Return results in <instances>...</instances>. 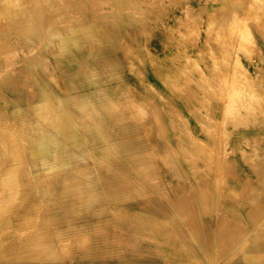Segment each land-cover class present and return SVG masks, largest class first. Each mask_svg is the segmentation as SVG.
<instances>
[{
    "label": "rangeland",
    "instance_id": "obj_1",
    "mask_svg": "<svg viewBox=\"0 0 264 264\" xmlns=\"http://www.w3.org/2000/svg\"><path fill=\"white\" fill-rule=\"evenodd\" d=\"M23 1L0 14V264H264V0ZM95 81L148 114L103 134Z\"/></svg>",
    "mask_w": 264,
    "mask_h": 264
},
{
    "label": "bare ground",
    "instance_id": "obj_2",
    "mask_svg": "<svg viewBox=\"0 0 264 264\" xmlns=\"http://www.w3.org/2000/svg\"><path fill=\"white\" fill-rule=\"evenodd\" d=\"M27 0H24L23 1V3H25ZM41 3H42V0H39ZM63 1V0H62ZM64 1H66V0H64ZM63 1V3H67V2H64ZM78 1V0H77ZM89 2H92L91 0H88ZM99 1H101V0H99ZM98 1V2H99ZM120 1V0H119ZM209 1V0H208ZM233 2H234V0H232ZM231 1V2H232ZM237 1V0H236ZM241 1V0H240ZM240 1H238V2H240ZM243 1V0H242ZM258 1V0H257ZM3 2H4V0H0V14H2V6H3ZM35 2V1H34ZM33 2V3H34ZM39 2V3H40ZM46 2V1H45ZM85 2V1H84ZM84 2H82V5H83V3ZM87 2V1H86ZM123 2H124V0H123ZM160 2V1H159ZM15 3V2H14ZM38 3V4H39ZM77 3V2H76ZM96 3H97V1H96ZM95 3V4H96ZM237 3V2H236ZM247 3V1L245 2V4ZM8 4V3H7ZM42 4H44V3H42ZM47 4V3H46ZM45 4V5H46ZM51 4V3H50ZM91 4H93V3H91ZM99 4V3H98ZM110 4V3H109ZM131 4V3H130ZM29 5V4H28ZM48 5V4H47ZM66 5V4H65ZM118 5H120V3L118 4ZM247 5V4H246ZM97 6V5H96ZM96 6L94 7V8H96ZM106 7H107V4L105 5ZM14 7V6H13ZM59 7V6H58ZM66 7V9H67V6H65ZM70 7V6H69ZM132 8L133 6H129V8ZM246 7V6H245ZM243 8V9H246V8ZM7 8V7H6ZM9 8V7H8ZM20 8V7H19ZM28 8H30V7H28ZM27 8V9H28ZM54 8H55V6H54ZM116 8V7H115ZM124 8V7H123ZM10 9V8H9ZM16 9V8H15ZM14 9V10H15ZM90 9H92V7L90 8ZM96 9H98V8H96ZM134 9V8H133ZM32 10V9H31ZM37 10H38V8H37ZM45 10V9H44ZM47 10H49V9H47ZM69 10H71V9H69ZM68 10V11H69ZM95 10V9H94ZM93 10V11H94ZM28 11H29V9H28ZM96 11V10H95ZM104 11V10H103ZM103 11H101V12H103ZM109 12H110V10H108ZM138 11H139V9H138ZM246 11V10H245ZM15 13H16V11H14ZM34 12H36V11H34ZM38 12V11H37ZM45 12H47V11H45ZM51 12V11H50ZM54 12H55V10H54ZM106 12V11H105ZM225 12H226V10H225ZM10 13V12H9ZM18 13V12H17ZM42 13L44 14V12L42 11ZM49 13V12H48ZM114 13V12H113ZM131 13V12H130ZM12 13H10V15H11ZM23 14V13H22ZM21 14V15H22ZM25 14H26V12H25ZM35 14V13H34ZM58 14V13H57ZM65 14V13H64ZM99 14H100V12H99ZM103 14H105L104 12H103ZM112 14V13H111ZM6 15V14H5ZM45 15H47V13H45ZM59 15V14H58ZM98 15V14H97ZM101 15H102V13H101ZM17 16H18V14H17ZM36 16V15H35ZM41 16V15H40ZM74 16V15H73ZM72 16V17H73ZM93 17H94V15H92ZM96 16V15H95ZM22 17V16H21ZM53 17V16H52ZM51 17V18H52ZM58 17V16H57ZM79 17V16H78ZM99 17V16H98ZM243 17H244V15H243ZM5 18V17H4ZM11 18H12V16H11ZM20 18V17H19ZM33 18V17H32ZM47 18H48V16H47ZM101 18H103V16L101 17ZM112 18H113V16H112ZM18 19V18H17ZM73 19H75V17L73 18ZM79 19V18H78ZM104 19V18H103ZM107 19H109V17L107 18ZM249 19V18H248ZM2 20H4V19H2ZM6 20V19H5ZM12 20V19H11ZM44 20H47V19H45L44 17H43V19H42V21H41V23L43 24L44 23ZM81 20V19H80ZM239 20H241V19H239ZM238 20V21H239ZM8 20H6V21H4L5 23L7 22ZM18 21V20H17ZM54 21V20H53ZM60 21V20H59ZM246 21V20H245ZM1 22H3V21H1ZM3 22V23H4ZM9 22V21H8ZM7 22V23H8ZM21 22V21H20ZM90 22V21H89ZM239 22H241V21H239ZM238 22V23H239ZM59 23V22H58ZM79 23V22H78ZM18 24H19V21H18ZM20 24H22V23H20ZM65 24V23H64ZM67 24V23H66ZM90 24V23H89ZM93 24V23H92ZM240 24V23H239ZM238 24V25H239ZM0 25H1V27L2 26H4V25H2L1 23H0ZM7 25V24H6ZM6 25H5V27H6ZM15 25V24H14ZM24 24H22V26H23ZM91 25V24H90ZM99 25V24H98ZM121 25V24H120ZM231 25H233V24H231ZM236 25V24H235ZM11 27V26H13L12 24L11 25H9V23H8V27ZM93 25H91V27H92ZM210 26V25H209ZM264 26V25H263ZM16 27V26H15ZM18 27V26H17ZM24 27L26 28V25H24ZM46 27V26H45ZM53 27V26H52ZM66 27V26H65ZM79 28H80V26H78ZM97 27V26H96ZM102 27V26H101ZM233 27V26H232ZM236 27H239V26H236ZM12 28V27H11ZM14 28V27H13ZM55 28V27H54ZM261 28V27H260ZM1 29V28H0ZM2 29H3V27H2ZM2 29L0 30V31H2ZM32 31H31V33L25 38V43L26 44H29L30 45V43H31V40L33 39V38H35V39H37V40H41V42H42V44H44L45 45V49L47 50L48 49V46L50 45V44H52V42H53V40L55 41V39H57L56 37H55V39H54V36H56V33H55V30L54 29H52V28H44L43 26H40V25H36V26H33L32 27ZM3 30H8L7 29V27H6V29H3ZM18 30H19V27H18ZM21 30H22V28H21ZM262 30H264V28H262ZM12 31H14L15 32V30H12ZM260 31V30H259ZM19 32H22V31H19ZM178 33V32H177ZM262 33V32H261ZM2 34V33H1ZM7 34L8 35H10L8 32H7ZM25 34V33H24ZM237 34V33H236ZM244 34V33H243ZM259 34V33H258ZM78 35V34H77ZM129 36V35H128ZM237 36V35H236ZM238 36H239V34H238ZM1 37V36H0ZM7 38V37H6ZM244 39L245 37H241V39ZM1 39V38H0ZM63 39V38H62ZM236 39H238V38H236ZM34 40V39H33ZM247 40V39H246ZM249 40V39H248ZM248 40H247V42H248ZM59 41V40H58ZM58 41H57V43H58ZM223 41V40H222ZM238 41V40H237ZM2 42V41H1ZM225 42V41H224ZM253 42V41H252ZM21 43V42H20ZM54 43V42H53ZM105 43V42H104ZM236 44H237V42H235ZM2 45V44H1ZM55 45V44H54ZM61 45V44H60ZM103 45V44H102ZM8 46V45H7ZM236 46V45H235ZM86 47H88V46H86ZM42 48V47H41ZM55 48L57 49V47L55 46ZM235 49V48H234ZM1 50V49H0ZM33 50V49H32ZM40 51V50H39ZM56 52V51H55ZM58 52V51H57ZM32 54V53H31ZM30 54V55H31ZM1 55H3L2 53H1ZM22 55V54H21ZM38 56V55H37ZM45 56V55H44ZM23 57V56H22ZM21 58V57H20ZM25 60V59H24ZM43 60H44V58H43ZM5 61V60H4ZM31 61V60H30ZM29 61V62H30ZM7 62V61H6ZM9 63V62H8ZM32 63V62H31ZM71 64V63H70ZM120 64V63H119ZM28 67V66H27ZM35 67V66H34ZM29 69H31L30 67H29ZM36 69V68H35ZM7 70V69H6ZM8 71V70H7ZM237 72V71H236ZM3 73V72H2ZM235 73V72H234ZM3 74H6L5 72L3 73ZM234 75V74H233ZM45 78V77H44ZM45 80H46V78H45ZM229 80H230V77H229ZM229 82V81H228ZM157 84V83H156ZM168 84H170V83H168ZM134 85V84H133ZM230 85V84H229ZM227 86V85H226ZM135 87V86H134ZM234 89H235V87H234ZM87 92H88V94H89V98H88V100L86 101V102H84V105H83V108L87 111V112H91V110L92 111H94L93 113L94 114H97L98 116H99V118L102 120V122L105 124L104 126H102V133L103 134H109V133H112L113 131H114V129H113V123H115L116 121H123L124 119H126L127 118V115L129 114V112L130 111H132V109H131V107H133V108H135V111H137L138 112V114L139 115H143V116H146V114H148V111H147V108H144L142 105H143V102H141L140 100H137V99H133V100H130L129 101V104H131V105H126V107L125 108H121L120 107V105H119V103H118V100L115 98V97H112L111 95H110V91L108 90V89H106V88H99L98 87V83L95 81V82H93L92 83V85H90L89 87H88V90H87ZM148 96H150V95H148ZM61 100V99H60ZM235 101V100H234ZM237 101V100H236ZM230 102V101H229ZM231 103V102H230ZM229 109V108H228ZM130 110V111H129ZM129 111V112H128ZM141 115V116H142ZM129 116V115H128ZM249 116V115H248ZM82 117H85L86 118V116L85 115H82ZM81 118V117H80ZM177 118H179V117H177ZM240 118H242V117H240ZM232 119H234V118H232ZM87 120V119H86ZM88 121V120H87ZM180 121V120H179ZM90 123V122H89ZM84 124H86V122H84ZM106 124L107 125H109V127H107L106 126ZM91 126V125H90ZM92 128V127H91ZM90 130V129H89ZM93 130V129H92ZM76 132V131H75ZM94 132V131H93ZM123 133V135L124 136H134V135H136L134 132H132L131 131V127H130V124H127V126L123 129V131H122ZM149 133H151V131L149 132ZM95 135V134H94ZM146 135V134H145ZM96 136V135H95ZM101 136V135H100ZM81 137V136H80ZM107 137V136H106ZM149 137V136H148ZM158 137V136H157ZM20 138V137H19ZM103 138V137H102ZM102 138H100L101 140H102ZM217 139V138H216ZM223 139V138H222ZM193 140V139H192ZM102 141H104V140H102ZM22 142V141H21ZM185 142V141H184ZM189 142V141H188ZM217 142V141H216ZM175 143V142H174ZM106 145H107V143H106ZM105 146V145H104ZM109 146V145H108ZM103 147V146H102ZM190 147V146H189ZM107 149H108V147H107ZM257 149V148H256ZM17 151H18V149H17ZM107 151V150H106ZM172 151V150H171ZM99 152V151H98ZM101 152H103V151H101ZM113 152V151H112ZM223 152V151H222ZM114 154V153H113ZM104 155H105V153H104ZM221 162V161H220ZM5 167H7V166H5ZM4 168V167H3ZM3 170V169H2ZM21 180V179H20ZM158 182V181H157ZM29 194V193H28ZM160 195V194H159ZM164 200V199H163ZM165 201V200H164ZM218 203V202H217ZM216 203V204H217ZM168 205V204H167ZM216 206V205H215ZM9 207H10V205H9ZM217 207V206H216ZM166 208V207H165ZM171 208V207H170ZM213 208V207H212ZM7 210H8V208H7ZM168 210V209H167ZM174 211V210H173ZM172 211V212H173ZM175 213V212H174ZM173 213V214H174ZM211 213V212H210ZM171 214V213H170ZM217 216V215H216ZM179 218V217H178ZM212 218V217H211ZM174 219V218H173ZM180 221V220H179ZM184 225V224H183ZM0 226H1V224H0ZM175 227V226H174ZM186 228V227H185ZM177 230V229H176ZM253 234V233H252ZM25 235V234H24ZM178 235V234H177ZM181 235V234H180ZM215 235V234H214ZM179 236V235H178ZM190 237V236H189ZM183 238V237H182ZM215 238V237H214ZM190 239H191V237H190ZM184 240V239H183ZM192 240V239H191ZM195 241V240H194ZM212 241H214V240H212ZM193 242V241H192ZM196 243V242H195ZM215 243V242H214ZM243 243V242H242ZM213 244V243H212ZM169 245V244H168ZM197 245V244H196ZM164 246V245H163ZM214 246H215V244H214ZM168 247V246H167ZM216 247V246H215ZM197 249V248H196ZM198 250H200V249H198ZM191 251V250H190ZM176 252V251H175ZM192 252V251H191ZM211 254V253H210ZM193 255H195V254H193ZM206 255H207V253H206ZM202 256V255H201ZM4 257V254H3V250H2V248H0V259H2ZM211 261H212V259H211ZM211 263V262H210ZM213 263V262H212ZM215 263H217V259H216V262Z\"/></svg>",
    "mask_w": 264,
    "mask_h": 264
},
{
    "label": "crops",
    "instance_id": "obj_3",
    "mask_svg": "<svg viewBox=\"0 0 264 264\" xmlns=\"http://www.w3.org/2000/svg\"><path fill=\"white\" fill-rule=\"evenodd\" d=\"M261 44V43H260Z\"/></svg>",
    "mask_w": 264,
    "mask_h": 264
}]
</instances>
